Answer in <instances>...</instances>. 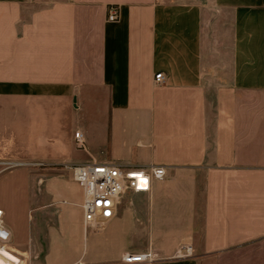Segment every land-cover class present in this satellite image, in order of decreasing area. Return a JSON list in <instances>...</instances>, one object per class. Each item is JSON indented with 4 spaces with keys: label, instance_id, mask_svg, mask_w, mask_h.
Masks as SVG:
<instances>
[{
    "label": "crops",
    "instance_id": "obj_1",
    "mask_svg": "<svg viewBox=\"0 0 264 264\" xmlns=\"http://www.w3.org/2000/svg\"><path fill=\"white\" fill-rule=\"evenodd\" d=\"M0 160V264H264V0H0ZM90 162L165 175L86 229Z\"/></svg>",
    "mask_w": 264,
    "mask_h": 264
},
{
    "label": "built area",
    "instance_id": "obj_2",
    "mask_svg": "<svg viewBox=\"0 0 264 264\" xmlns=\"http://www.w3.org/2000/svg\"><path fill=\"white\" fill-rule=\"evenodd\" d=\"M107 19L111 21L117 19L115 8L108 9ZM163 81L164 74L156 72L154 82L162 83ZM74 137L78 147H83L81 134L75 132ZM18 164L19 162L13 160H0V173ZM63 167L71 171L73 180L83 189L81 208L83 225L86 229L103 227L115 214L118 200L125 191H148L152 179H161L165 175L162 166H150L147 170H131L116 163L90 162L64 164ZM10 242L11 233L4 222L3 212L0 208V248L7 250V245ZM0 255L3 256L1 253ZM190 255L191 248L189 246L182 247L177 253L179 257ZM154 259L155 254L152 252H126L122 256V261L126 263H149Z\"/></svg>",
    "mask_w": 264,
    "mask_h": 264
},
{
    "label": "rangeland",
    "instance_id": "obj_3",
    "mask_svg": "<svg viewBox=\"0 0 264 264\" xmlns=\"http://www.w3.org/2000/svg\"><path fill=\"white\" fill-rule=\"evenodd\" d=\"M63 206L69 207L72 210H77V212L81 211L78 206H76L75 204H64Z\"/></svg>",
    "mask_w": 264,
    "mask_h": 264
}]
</instances>
